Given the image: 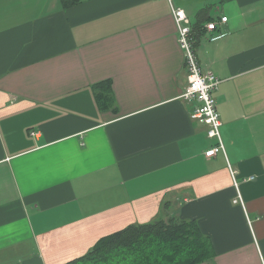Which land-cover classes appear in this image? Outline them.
I'll return each instance as SVG.
<instances>
[{"label": "crops", "instance_id": "obj_1", "mask_svg": "<svg viewBox=\"0 0 264 264\" xmlns=\"http://www.w3.org/2000/svg\"><path fill=\"white\" fill-rule=\"evenodd\" d=\"M174 9L203 22L220 81L212 158ZM170 218L210 238L203 264H264V0H0V264H66Z\"/></svg>", "mask_w": 264, "mask_h": 264}, {"label": "trees", "instance_id": "obj_2", "mask_svg": "<svg viewBox=\"0 0 264 264\" xmlns=\"http://www.w3.org/2000/svg\"><path fill=\"white\" fill-rule=\"evenodd\" d=\"M61 1L68 8L82 0ZM204 32L201 20L192 25L194 50ZM94 90L101 109L115 105L109 82L97 85ZM215 256L210 238L201 231L196 221L170 218L131 225L108 235L88 253L66 264H203Z\"/></svg>", "mask_w": 264, "mask_h": 264}, {"label": "built area", "instance_id": "obj_3", "mask_svg": "<svg viewBox=\"0 0 264 264\" xmlns=\"http://www.w3.org/2000/svg\"><path fill=\"white\" fill-rule=\"evenodd\" d=\"M174 18L178 29L179 44L184 52L185 66L188 70V86L182 98L187 101H198L199 105L194 110L192 117L206 125L208 137L216 141V144L205 154L207 158H212L219 152H225L220 133L222 123L217 109V102L213 96L214 91L218 89L220 81L213 73L203 74L201 71L196 51L192 45V23L186 12L182 9H174ZM226 22L227 18L222 17L220 22L213 21L208 23L206 29L207 31H216L218 23L224 24ZM229 169L234 184L238 187L235 177L236 171L230 165ZM250 180H254V178L252 177ZM235 202L243 204L240 196Z\"/></svg>", "mask_w": 264, "mask_h": 264}, {"label": "rangeland", "instance_id": "obj_4", "mask_svg": "<svg viewBox=\"0 0 264 264\" xmlns=\"http://www.w3.org/2000/svg\"><path fill=\"white\" fill-rule=\"evenodd\" d=\"M93 247H94V246H93ZM93 247H92V248H93ZM92 248H91V249H92ZM87 253H88V252H87Z\"/></svg>", "mask_w": 264, "mask_h": 264}]
</instances>
